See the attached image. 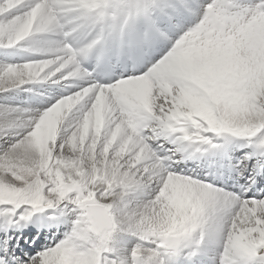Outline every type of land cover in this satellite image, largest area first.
<instances>
[{"label": "snow or ice", "instance_id": "1", "mask_svg": "<svg viewBox=\"0 0 264 264\" xmlns=\"http://www.w3.org/2000/svg\"><path fill=\"white\" fill-rule=\"evenodd\" d=\"M0 264H264V0H0Z\"/></svg>", "mask_w": 264, "mask_h": 264}, {"label": "bare ground", "instance_id": "2", "mask_svg": "<svg viewBox=\"0 0 264 264\" xmlns=\"http://www.w3.org/2000/svg\"><path fill=\"white\" fill-rule=\"evenodd\" d=\"M27 55V54H26ZM28 56V55H27ZM20 57H18L17 59H19ZM54 126V125H53Z\"/></svg>", "mask_w": 264, "mask_h": 264}]
</instances>
